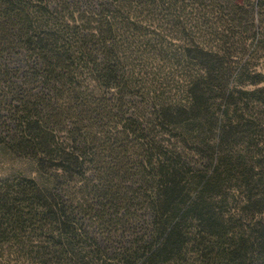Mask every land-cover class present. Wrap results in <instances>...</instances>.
Wrapping results in <instances>:
<instances>
[{
    "label": "trees",
    "instance_id": "16d2710c",
    "mask_svg": "<svg viewBox=\"0 0 264 264\" xmlns=\"http://www.w3.org/2000/svg\"><path fill=\"white\" fill-rule=\"evenodd\" d=\"M0 168V263L264 264V0H0Z\"/></svg>",
    "mask_w": 264,
    "mask_h": 264
},
{
    "label": "rangeland",
    "instance_id": "374dc122",
    "mask_svg": "<svg viewBox=\"0 0 264 264\" xmlns=\"http://www.w3.org/2000/svg\"><path fill=\"white\" fill-rule=\"evenodd\" d=\"M15 63H16V64H22V63H23V58H21V57L19 56V57L15 60ZM14 165L17 166V169H18V168H22L21 166H24V165H21V164L18 163V162H15ZM2 168H5V167L3 166ZM2 168H0V172H1V173L4 172ZM1 173H0V174H1ZM12 262H14V261H12ZM12 262H11L10 264H12ZM0 264H6V263H2V262H1ZM18 264H22V263L19 262Z\"/></svg>",
    "mask_w": 264,
    "mask_h": 264
}]
</instances>
